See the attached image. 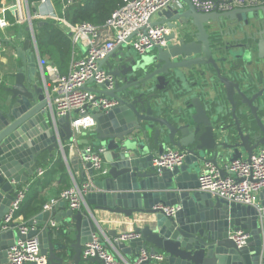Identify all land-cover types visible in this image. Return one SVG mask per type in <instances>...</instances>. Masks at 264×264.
<instances>
[{
    "label": "water",
    "instance_id": "obj_1",
    "mask_svg": "<svg viewBox=\"0 0 264 264\" xmlns=\"http://www.w3.org/2000/svg\"><path fill=\"white\" fill-rule=\"evenodd\" d=\"M242 21L249 29L244 43L226 42L224 48L208 43L205 26ZM162 24L170 30L165 46L137 56L120 45L99 62L114 83L90 92L117 101L108 112L91 113L96 124L91 142L103 151V171L81 159L79 169L88 171L80 179L88 184L87 209L65 210L60 201L27 223L43 225L44 231L38 234L37 227L30 236L37 237L46 264H104L98 257H81L92 234L100 231L95 211L128 220L148 217L134 229L138 239L114 244L129 264L141 250L163 257L141 264H264L262 211L212 197L197 182L205 163L219 168L222 177L226 164L249 161L264 149V5L203 14L190 0H174L152 22ZM63 25L71 35V27ZM32 42L24 39L14 46L22 66L9 77L0 104V222L14 187L53 159L60 145L73 142V114L57 119L58 135L50 124L46 109L52 99L36 77L39 57L30 53ZM166 148L182 152L184 159L158 172L152 159ZM259 203L264 208V189ZM167 207L176 211L166 215ZM243 230L249 237L238 248L229 235ZM14 232L0 229V264L6 263ZM107 236L120 235L111 231Z\"/></svg>",
    "mask_w": 264,
    "mask_h": 264
},
{
    "label": "built area",
    "instance_id": "obj_2",
    "mask_svg": "<svg viewBox=\"0 0 264 264\" xmlns=\"http://www.w3.org/2000/svg\"><path fill=\"white\" fill-rule=\"evenodd\" d=\"M75 1L62 0L63 9L65 10ZM173 2L174 0H124V5L114 11L102 26H96L90 22L71 26L70 39L74 45H82L85 54L82 58L72 60L66 75H61L54 65H44L41 59L37 58L39 60L38 72L42 77L45 96L48 100L52 99L46 112L50 117V124L53 125L55 133L58 132L57 119L70 113L73 114L70 119L73 143L83 136H90L93 133L96 124L91 113L95 110L108 112L117 106V101L106 100L82 88L88 83H92L96 87L106 85V89L112 87L114 77L102 69L99 62L117 46L124 45L130 48L137 56H144L155 47L165 46L167 44L166 36L170 32L169 28L165 24L153 26L152 22L158 13ZM190 2L197 13L203 14L229 12L237 8H255L264 5V0H190ZM50 3L51 0H38L36 5H29L27 0H12L10 4L0 8L1 35L13 26H18L22 33L17 35L18 40L21 42L24 39L33 40L31 52L39 57L33 20L52 19L66 24L65 20L57 18L54 13L45 12V7L49 6ZM11 8H15L13 13L10 12ZM7 13L12 16L13 22L8 20ZM26 27H29L27 32L23 30ZM22 30L28 35V38L24 37ZM3 40L6 39L0 37V58L6 52L7 47ZM2 79L0 78V85L4 84ZM63 148L64 146H59L61 152H63ZM82 151L84 152L81 157L83 162L91 163L93 170L102 172L104 166L103 151L92 145L85 146ZM183 159L184 154L182 152L166 148L162 155L153 157L152 167L158 172L164 169L172 170L174 167L180 166ZM225 167L226 174L221 177L219 168L210 163H205L197 178L199 190L209 193L212 197L225 199L230 203L258 208L264 214V208L259 207L258 201L259 194L264 189V149H259L249 161L236 160L226 164ZM42 173L40 171L39 175ZM87 186V183L72 182V185L59 193V200L64 202L71 211L84 210L83 208H86L84 195L88 190ZM25 195V189L16 190L8 207V212L3 216L0 223L2 231L16 230L19 234L17 240L7 251L5 264H46V259L38 247L37 237L30 236V233L36 231L37 225L21 222L13 226ZM52 206L51 204L45 205L43 209L50 210ZM175 211V207L163 208L166 215H172ZM50 226L52 227L53 224L51 223ZM229 236L236 246L241 248L249 237V233L243 230L231 233ZM138 238L137 233L130 231V233L122 234L118 238L110 240L101 231H98L93 233L90 242L85 244L81 257L84 259L98 257L104 264H129L119 254L118 257H115L108 250L116 251L114 244L117 242H127ZM162 259L161 254L155 255L141 250L136 260L131 264H141L150 260L158 262Z\"/></svg>",
    "mask_w": 264,
    "mask_h": 264
},
{
    "label": "crops",
    "instance_id": "obj_3",
    "mask_svg": "<svg viewBox=\"0 0 264 264\" xmlns=\"http://www.w3.org/2000/svg\"><path fill=\"white\" fill-rule=\"evenodd\" d=\"M31 10H32V7H31ZM49 11L54 13V15L57 18H59L58 8L57 6H55V3L52 1L49 4V6L45 7V12L49 13ZM63 11L64 9L62 5L61 13H63ZM66 25L70 26L69 22H66ZM23 30H25V28H23ZM5 32L3 33V36L1 38L4 37L6 40L11 41V42L14 40L13 42L14 44L16 43L15 45H19V46L21 45L22 42L18 40L17 38L18 34L13 35L11 34V32H9L10 35H7ZM15 45H13L12 47L7 46L6 52H4L0 58V78H3L2 79V81L4 82L3 85H5L6 82H7L6 85L9 83V81L11 82L9 77L13 74L14 69L18 66H22L21 61H19V59L15 57V48H14ZM30 53H31V49H30ZM84 54H85L84 47L82 45H74V50L71 55V61L66 70V73L62 75H66L68 73L70 64L73 59L82 58ZM38 55H39V52H38ZM39 59H41L44 65L49 66L51 64V62H49L47 58L45 57L42 58L39 55ZM37 70H38V63H37ZM36 77L38 81L40 82L41 86H43L42 77H40L39 72L36 73ZM49 87H50V83H49ZM86 88L88 89V91H90L97 87L96 85L92 83H88ZM1 93H4V90L0 91V104L4 98V97L3 98L1 97ZM63 145H64V148H63L64 153L58 149L54 151L53 159H50L49 161H47L46 163H43L42 165H38L39 166L38 172H35L34 175L31 178H29L27 182L22 183L20 187L18 186L14 187L15 193H16V190L18 189H25L27 193V191H29L28 189L30 185L36 182L37 189L35 190H38L39 195H40V200L42 202L41 204L42 211L40 213L44 212L45 210L43 209V206L50 205V204L54 206L55 203H60L59 193L63 191V189H65L67 185L68 186L72 185V182H76L77 184H80L81 182L80 179L82 177V174H84V172L88 174L87 170H84L83 172L79 169V162L82 159L81 157H82L83 148L87 145L89 146L92 145L91 135L83 136L82 138L78 139L75 143L73 142L72 144L65 143ZM40 171L43 172L42 175H39ZM64 176L67 180V185H66V182L64 181L65 180ZM258 201H259V197H258ZM64 208L65 210H68L66 206ZM83 209L85 210L87 208H83ZM94 215H95L94 217L95 224L99 227V230L102 232V234L105 235L106 238H108L107 233L111 231L115 232L117 235L130 233V231H134L135 227L143 226L144 222L148 219L147 216L134 215L133 218L128 220L122 217L121 215L112 214V213L109 214L103 211H95ZM21 222H24L23 217L17 216V218H15L14 220L13 226ZM35 225H37L36 228L37 227L39 228L38 234L44 231L43 225H40L37 221L35 222ZM49 226L50 225H48V228L51 229L52 227L51 226L49 227ZM14 231H15L14 241H16L18 236H16L17 234L16 230ZM108 251L109 253L113 254L115 257H118L117 251H114L113 249L112 250L109 249Z\"/></svg>",
    "mask_w": 264,
    "mask_h": 264
},
{
    "label": "trees",
    "instance_id": "obj_4",
    "mask_svg": "<svg viewBox=\"0 0 264 264\" xmlns=\"http://www.w3.org/2000/svg\"><path fill=\"white\" fill-rule=\"evenodd\" d=\"M11 1L12 0H0V8L4 7L6 4H10ZM36 1L38 0H27L29 5L35 4ZM51 1L54 2L55 6L58 8L59 18L69 22L70 26L87 22L96 26H102L114 11L120 9L124 5V0H76L61 13V7L63 5L62 0ZM7 18L10 22H13V18L9 13H7ZM33 21L39 55L42 58H47V60L57 68L61 75L65 74L74 50V44L72 39H70L68 28L62 23L52 19L45 21L35 19ZM9 32L13 35L21 33L18 26H13L11 29L6 30L5 33L10 35ZM23 34L28 38L26 33L23 32ZM2 36L3 35L0 33V37ZM13 41L9 43L3 40V43L6 46L12 47L16 44H14ZM4 88V85H0V91H3ZM64 179L67 185L65 176ZM36 185V182L30 185L29 191H27L25 195V200L20 205L15 217L22 216L25 223L34 219L35 216L42 211L40 195L38 190H35L37 189ZM67 187L69 186L67 185Z\"/></svg>",
    "mask_w": 264,
    "mask_h": 264
},
{
    "label": "flooded vegetation",
    "instance_id": "obj_5",
    "mask_svg": "<svg viewBox=\"0 0 264 264\" xmlns=\"http://www.w3.org/2000/svg\"><path fill=\"white\" fill-rule=\"evenodd\" d=\"M208 43L215 47L217 44H221L224 48L226 42H240L244 43L245 38L249 35L248 27L243 25V21L237 24L234 23H218V25L205 26Z\"/></svg>",
    "mask_w": 264,
    "mask_h": 264
},
{
    "label": "rangeland",
    "instance_id": "obj_6",
    "mask_svg": "<svg viewBox=\"0 0 264 264\" xmlns=\"http://www.w3.org/2000/svg\"><path fill=\"white\" fill-rule=\"evenodd\" d=\"M154 17V16H153ZM22 34V33H21ZM24 37H26V35H24ZM1 97H4V93H1ZM4 99V98H3Z\"/></svg>",
    "mask_w": 264,
    "mask_h": 264
}]
</instances>
